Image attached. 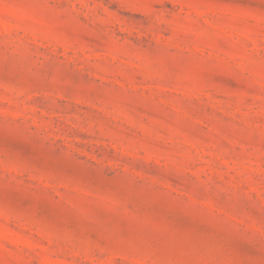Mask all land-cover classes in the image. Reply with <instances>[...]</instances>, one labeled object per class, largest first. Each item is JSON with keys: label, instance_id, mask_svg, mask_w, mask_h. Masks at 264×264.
I'll return each instance as SVG.
<instances>
[{"label": "rangeland", "instance_id": "1", "mask_svg": "<svg viewBox=\"0 0 264 264\" xmlns=\"http://www.w3.org/2000/svg\"><path fill=\"white\" fill-rule=\"evenodd\" d=\"M0 264H264V0H0Z\"/></svg>", "mask_w": 264, "mask_h": 264}]
</instances>
